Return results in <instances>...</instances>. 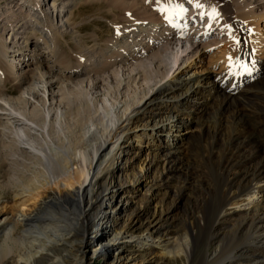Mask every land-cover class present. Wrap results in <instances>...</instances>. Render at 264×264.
Instances as JSON below:
<instances>
[{"label": "bare ground", "instance_id": "obj_1", "mask_svg": "<svg viewBox=\"0 0 264 264\" xmlns=\"http://www.w3.org/2000/svg\"><path fill=\"white\" fill-rule=\"evenodd\" d=\"M60 1L53 15L65 19V30L49 13ZM166 1L107 0L119 11L109 22L114 36L96 32L93 45L78 38L69 50L62 38L82 31L85 19H75L90 0H10L0 12L2 191L9 199L37 195L31 211L13 208L0 220V264H90L91 257L142 264L145 251L170 254L177 244L170 226L141 220L153 188L169 187L174 176L184 185L180 197L189 182L200 196L192 224L200 232L185 236L187 247L180 239V253L201 236L209 244L242 234L245 241L217 248L212 264L263 261L264 81L257 82L264 76L234 95V76L244 79L233 70L197 75L190 67L213 42L231 37L230 24L219 0H199L204 8L176 0L188 11L171 22L159 10ZM235 2L264 9V0ZM212 7L217 19L201 15ZM72 167L80 168L74 178L49 187ZM210 175L216 183L208 186Z\"/></svg>", "mask_w": 264, "mask_h": 264}, {"label": "rangeland", "instance_id": "obj_2", "mask_svg": "<svg viewBox=\"0 0 264 264\" xmlns=\"http://www.w3.org/2000/svg\"><path fill=\"white\" fill-rule=\"evenodd\" d=\"M9 1L10 0H0V12L6 11V6ZM22 1H25V0H16V2L19 5L22 4ZM44 1L45 3L48 2V0H44ZM106 1L107 0H90L89 3L81 6L82 8L79 11V13H77L78 17H76L77 19L75 20L79 22L85 19V22L87 24L84 21H83L84 23L82 22L84 25L83 24L81 25L80 29L82 31L78 34V36L76 34L77 37H74V35H71V34H67L66 38H62V41L64 43L62 45L63 48H65L66 50H69L70 47H75L76 46L75 40H78V38L79 40H82V41L85 40L84 42L87 43L89 46H91L94 43L91 36L94 35L96 32H99L100 35L103 34V37H104L103 39H108L109 37L114 36L113 31L110 30L111 28H110L109 22L115 25L113 21L115 20V15L116 17L119 16V11L116 9H112L107 4ZM148 1H153L156 3L157 1L163 2L166 0H148ZM61 2L62 1L58 3L55 13L51 9L49 10V13L51 14L50 15L51 20H54V22L58 24L61 30H65V27H66L64 26L66 25L65 19H63L62 16H59L58 19H55V16H54L55 14L60 15L57 12L61 10V6H62ZM218 4H219L220 12L226 15V20L230 24L231 27H232V22H231V19H229L228 15L231 14V16L237 17V15L239 16L241 15V13L245 12V9H243V7L238 8L235 0H219ZM46 9H49V6L46 7ZM76 10L77 9H75V11ZM248 10H251V8H249ZM28 12H30V14L34 16L37 22H39L40 24L44 23L43 16L39 13H36V10L32 9V7H28ZM254 12H256L257 14L254 15V17H252L249 21H251V25L254 26L255 31L261 32L260 35H262L263 42H262V51L260 52H262V54L259 53V55L264 57V9L256 5ZM63 14L64 12L61 13V15ZM88 16H91V18L87 19ZM238 18L242 22L245 20L244 15L239 16ZM116 22H120V19H117ZM34 26L36 27L40 35L42 36L46 35L48 39L50 38V34L48 33V30H46L47 28L43 29L40 26H38V24H35ZM2 32H3V28H2V25H0V35L2 34ZM8 34H9V31L6 32L5 36L9 37ZM220 39L218 43L226 41V40H223V38H220ZM247 41L248 43H250V39H248ZM48 43L51 44L50 41H48ZM218 43L213 42L208 48H210L212 45H217ZM44 46H45V43L44 45L42 44L41 48L44 49ZM224 47L225 46L215 48L214 50L207 51L208 50L207 49L206 51H204L203 54L195 61V64L192 67H190L191 70L194 71L197 75H201V76L208 75L209 77H212V75L214 76L218 74L220 75L224 74L227 71V70L226 71L223 70V68L226 66V63H224V60H225L224 56L221 55ZM229 48H230V45H228V47L225 48V52L230 53ZM263 81L264 79L258 81L257 83H260ZM15 86L16 85L11 82L7 84L8 89L12 90L13 94H17V89ZM79 170L80 168L72 167L71 169L68 170L66 176L57 178L56 180L52 182V184H50L49 187L58 190L60 187H63V185H65L70 178L71 179L74 178ZM3 174H4V168L3 166L0 165V220L4 217L5 213L11 212L10 210H12L13 208L20 207L21 210L23 209L26 212L31 211L32 204L34 202V198H31V197L32 196L35 197L37 195L30 196L25 193V195L19 199L6 198L3 195L4 192L2 191L3 190L2 189ZM171 180L172 181L169 182L168 184L169 187L167 188L166 186H162L157 189L153 188L154 189L153 191H155L154 193L155 201H153V203L150 205L149 208L144 210V215L142 217L141 223L143 224V223H148L151 221L162 220L165 224L170 226V228L173 230V233L176 235L177 237L176 247L175 249L172 250L170 254H167V255H164L160 249H156L152 252L145 251L143 252L142 257L140 259L142 264H212L211 257L213 256L217 248L219 249V253H220V252H223L222 246L224 250V248L225 249L226 247L228 248L229 246L228 244L232 243L234 245L236 243H241L245 241L246 237L242 236L241 234L240 236L235 238V242L222 241L221 243L210 242L209 244H207L205 238L201 236L199 239L201 245L200 243L199 244L190 243V247L191 246L192 247L190 249H187L189 254L186 255L185 253H180V239L184 238L183 242L185 246L187 247V243H185V241H188L189 239H186L185 236L188 235L190 232H193L194 236H198L200 232V230L198 231L195 228V226H192L194 218L198 216L196 214H198L197 204L200 201V196L199 194L198 195L195 194L194 186L196 184H194L193 182H189L186 184L188 186L186 190L183 191V195L180 197V190H181L180 187L184 186L182 185V180H180V177L177 180L175 176L172 177ZM204 183H207V185L209 186L211 184H215L216 179L215 177L211 176L209 180L205 179ZM201 189H199L200 192L204 193V191ZM167 191H170L169 194H167ZM14 206H17V207H14ZM90 236L91 237L94 236L93 231L90 233ZM130 243H133V242H130ZM218 245H220V248L218 247ZM110 261H111V258H108V257H95V258L91 257L90 264H109ZM261 263L264 264V259ZM7 264H14V262L10 261Z\"/></svg>", "mask_w": 264, "mask_h": 264}, {"label": "snow or ice", "instance_id": "obj_3", "mask_svg": "<svg viewBox=\"0 0 264 264\" xmlns=\"http://www.w3.org/2000/svg\"><path fill=\"white\" fill-rule=\"evenodd\" d=\"M194 6L196 8H204V4L200 3L199 0H195ZM159 10L162 13H166L167 15L165 16L166 19L171 22V18L173 16H183L188 10L183 6V4L176 2V0H168L167 3H160ZM201 15H208L211 19L215 20L219 17V13L215 9V7H212L211 11L208 13H201ZM211 27V25H209ZM226 29H230V25H225L224 26ZM229 35L233 39V41L239 46L240 44V39L233 35L231 32H229ZM254 51V50H253ZM228 63H229V70L231 71L232 69L239 68L243 72L250 73L252 71V66H250L249 63L241 60L239 57L233 58L229 55L228 57ZM254 61H252V65H254Z\"/></svg>", "mask_w": 264, "mask_h": 264}]
</instances>
